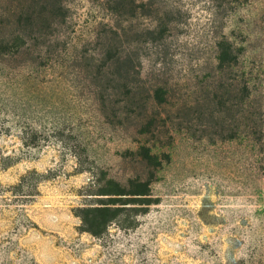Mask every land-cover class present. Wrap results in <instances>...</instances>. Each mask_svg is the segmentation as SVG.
<instances>
[{
  "label": "rangeland",
  "instance_id": "obj_1",
  "mask_svg": "<svg viewBox=\"0 0 264 264\" xmlns=\"http://www.w3.org/2000/svg\"><path fill=\"white\" fill-rule=\"evenodd\" d=\"M154 2L0 0V264H264V0Z\"/></svg>",
  "mask_w": 264,
  "mask_h": 264
},
{
  "label": "trees",
  "instance_id": "obj_2",
  "mask_svg": "<svg viewBox=\"0 0 264 264\" xmlns=\"http://www.w3.org/2000/svg\"><path fill=\"white\" fill-rule=\"evenodd\" d=\"M30 1H32L34 8H36L37 10L32 11L31 13L25 15V17L23 18L24 20L23 30L20 31L21 35L16 36V40L22 41L21 36H24V33H21V32H25L27 28L31 30L40 29L42 27L46 28L49 26V24L51 27L54 11H56L57 6L61 0H30ZM49 3H50V20L47 16V13H49L48 12ZM106 3L110 7V9H112L117 14H120L121 16H134L140 9L144 10L145 14L150 17L158 15L161 12L159 6L154 2V0H141V1L139 0H106ZM33 6H31V8ZM1 11H2V7L0 5V16H1ZM160 21L162 22L161 19ZM7 22L8 21H6V23ZM3 23L5 22L0 20V31H1ZM166 24L168 23L163 22V24H161L162 30L158 32L159 36H161L163 31L167 29ZM147 33L154 37L156 32L149 31ZM114 35L116 39L118 40V44L116 45V47H113L112 50L108 51V53L111 54L110 58L112 60V64L114 67L113 69L115 71L112 74L114 77L110 82L113 83L114 87L118 89L122 88L125 90V92L123 93L124 94L123 102H125V105L140 108L141 116H143L147 113L148 108L146 104H147L148 98L149 99L153 98L154 100H157V103L160 105L167 103V93H165L164 89H160V88L153 89L152 96L149 94L147 95L146 99L140 96L137 99V94L134 90V87L139 82L142 81L141 68H140L141 64L139 61L138 52L137 51L133 52V59H130L129 56L126 54V48H125L126 46L122 44L123 37L120 35V33H117V32H115ZM137 40L134 39L133 41H131V43L134 44L135 42H139L140 38H138ZM131 43H129L128 46H131ZM6 48L7 50H10L11 46L6 44ZM17 51L18 50H16V52ZM130 72L133 74V78H135L136 80V82L134 83H132V81L131 82L124 81L126 80V77H125L126 73L129 74ZM249 95H250L249 91L247 90V96L249 97ZM104 211L105 210H101V209L96 210L95 217H97L98 215H101V213Z\"/></svg>",
  "mask_w": 264,
  "mask_h": 264
}]
</instances>
